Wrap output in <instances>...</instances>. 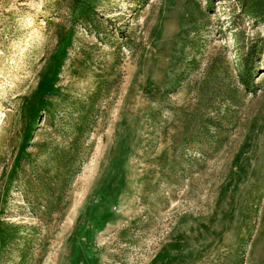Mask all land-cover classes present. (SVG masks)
<instances>
[{
    "label": "rangeland",
    "instance_id": "obj_1",
    "mask_svg": "<svg viewBox=\"0 0 264 264\" xmlns=\"http://www.w3.org/2000/svg\"><path fill=\"white\" fill-rule=\"evenodd\" d=\"M0 264H264V0H0Z\"/></svg>",
    "mask_w": 264,
    "mask_h": 264
}]
</instances>
